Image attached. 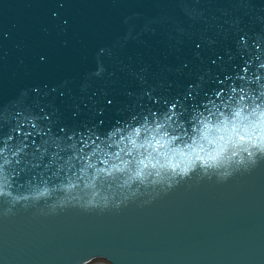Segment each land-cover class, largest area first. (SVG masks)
Listing matches in <instances>:
<instances>
[{"label": "water", "instance_id": "1", "mask_svg": "<svg viewBox=\"0 0 264 264\" xmlns=\"http://www.w3.org/2000/svg\"><path fill=\"white\" fill-rule=\"evenodd\" d=\"M258 63L264 0H0V147L11 135L23 148L8 169L14 191L50 188L7 216L0 199V264H264L260 156L223 182L197 169L165 191L134 183L119 208L48 210L71 199L62 185L91 151L83 141L106 148L110 131L172 105L173 134L190 132L194 111L221 103L217 92L227 100L238 76L264 83Z\"/></svg>", "mask_w": 264, "mask_h": 264}, {"label": "clouds", "instance_id": "2", "mask_svg": "<svg viewBox=\"0 0 264 264\" xmlns=\"http://www.w3.org/2000/svg\"><path fill=\"white\" fill-rule=\"evenodd\" d=\"M256 59L259 60V56ZM242 71L247 73V68ZM256 72H264V63L256 65ZM238 79L242 86L239 89L230 86L227 100H222L221 93L217 92L216 99L221 103L210 99L203 105L206 111H194L189 121L190 132L185 131L183 135L173 134L171 130L169 121L176 116L173 111L175 105H172L168 109L170 115L166 114L165 118H154L152 123L145 119L136 127L110 131L108 137L111 143L106 148L96 143L99 137L83 141V147L91 151L81 155L83 166L79 175L74 174V179L62 185V190L70 194L71 199L51 204L49 212L55 213L72 200L86 211L104 210L110 206L119 208L129 201L130 196L125 195V190L134 183L145 188L159 183L161 191H165L171 189L177 179L183 180L197 169L203 176L215 174L217 180L223 182L232 175L230 168L239 171L255 165L257 156L264 158V83H261L260 75H256L254 80L251 77L245 80L244 75L238 76ZM250 84H255L256 88H250ZM178 127L185 126L180 123ZM16 134L20 135L18 130ZM12 140L9 135L4 140V146L0 147V157H3L0 162V199L8 204L4 209L5 216L11 214L17 205L31 207L50 196L49 187L22 192L13 190L14 174L8 169L13 161L19 163L17 157L23 148L13 145ZM103 183H107L109 189L115 184L121 189L119 196L123 199L112 191L102 193L98 184ZM83 264L109 262L94 259Z\"/></svg>", "mask_w": 264, "mask_h": 264}, {"label": "snow or ice", "instance_id": "3", "mask_svg": "<svg viewBox=\"0 0 264 264\" xmlns=\"http://www.w3.org/2000/svg\"><path fill=\"white\" fill-rule=\"evenodd\" d=\"M23 135L28 137L30 134L29 133H24ZM94 259H100V258L85 259V261L94 260Z\"/></svg>", "mask_w": 264, "mask_h": 264}]
</instances>
